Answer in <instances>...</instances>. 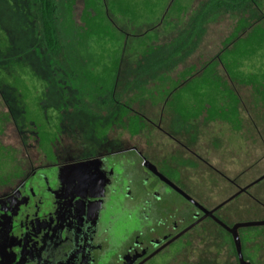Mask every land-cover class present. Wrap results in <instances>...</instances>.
<instances>
[{
  "label": "flooded vegetation",
  "instance_id": "af4514ba",
  "mask_svg": "<svg viewBox=\"0 0 264 264\" xmlns=\"http://www.w3.org/2000/svg\"><path fill=\"white\" fill-rule=\"evenodd\" d=\"M25 1L22 58L44 74L59 132L44 154L0 90V264H150L175 243L153 264H264V82L244 83L248 55L226 57L238 25L264 19L258 1L168 16L164 36L121 57L108 91L71 85L56 0ZM222 13L239 16L217 51L191 61ZM202 85L213 97L196 110Z\"/></svg>",
  "mask_w": 264,
  "mask_h": 264
},
{
  "label": "rangeland",
  "instance_id": "374dc122",
  "mask_svg": "<svg viewBox=\"0 0 264 264\" xmlns=\"http://www.w3.org/2000/svg\"><path fill=\"white\" fill-rule=\"evenodd\" d=\"M257 1L263 14L264 0ZM74 2L75 0H56L57 11L54 15L58 28H63L58 38L70 39L62 49L66 60L74 68V74L77 75L71 85H78L81 89L85 87L87 90L108 91L112 88L123 55L128 57L129 63L133 61L135 54L141 53L145 44L149 45L158 36L166 34L169 30L166 27L168 16L176 18V12L179 11V22L182 24L205 0H76L75 6ZM24 5L27 7L25 0H0V90L5 93L13 108L16 105L25 108V122L37 126L41 151L50 155L49 143L59 132V110L50 108L51 99L45 92L46 81L41 69L38 73H33L37 72L35 69L39 65H33L31 57L22 58V54H26L30 49L27 41L23 40L28 39L30 31L25 29V34L21 32L25 21ZM168 7L170 9L165 16ZM238 16L239 14L228 13L217 15L213 22L207 25L205 37L201 40L199 49L190 58L191 61L199 54L208 56L217 51L221 40L230 32ZM163 19V24L157 28ZM146 30V34L137 36ZM243 32L245 35L242 37ZM234 37H239V40L234 39V50L227 52L226 57L237 59L241 54L248 55V63L241 64V71L243 67L245 70L242 74L246 76L244 83L264 82V19L258 20L253 26L248 22L240 23L232 35V38ZM44 53L41 50V54ZM5 85L8 87L5 88ZM200 87L204 90L196 101V110L213 97L209 90L212 88L210 85L208 89H205L207 85ZM8 88H13L16 92ZM261 105L264 106V103ZM5 116L7 115L0 109V124ZM262 119L264 120V110ZM6 152L5 148L0 147V167L9 165L4 157ZM173 246L158 258H167L165 256L172 254L178 245L175 243ZM158 258L153 259L150 264L159 261Z\"/></svg>",
  "mask_w": 264,
  "mask_h": 264
},
{
  "label": "water",
  "instance_id": "95a60500",
  "mask_svg": "<svg viewBox=\"0 0 264 264\" xmlns=\"http://www.w3.org/2000/svg\"><path fill=\"white\" fill-rule=\"evenodd\" d=\"M232 231H233V234H234V231H235V229H232ZM234 237H236V235L234 234ZM243 263V262H242Z\"/></svg>",
  "mask_w": 264,
  "mask_h": 264
},
{
  "label": "trees",
  "instance_id": "16d2710c",
  "mask_svg": "<svg viewBox=\"0 0 264 264\" xmlns=\"http://www.w3.org/2000/svg\"><path fill=\"white\" fill-rule=\"evenodd\" d=\"M47 6H48V5H45V7H46V9H47V11H48V8H47Z\"/></svg>",
  "mask_w": 264,
  "mask_h": 264
}]
</instances>
